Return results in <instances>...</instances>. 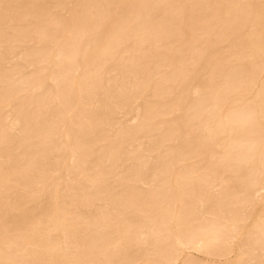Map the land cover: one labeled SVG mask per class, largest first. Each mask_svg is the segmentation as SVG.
<instances>
[{"label":"bare ground","instance_id":"obj_1","mask_svg":"<svg viewBox=\"0 0 264 264\" xmlns=\"http://www.w3.org/2000/svg\"><path fill=\"white\" fill-rule=\"evenodd\" d=\"M0 264H264V0H0Z\"/></svg>","mask_w":264,"mask_h":264},{"label":"rangeland","instance_id":"obj_2","mask_svg":"<svg viewBox=\"0 0 264 264\" xmlns=\"http://www.w3.org/2000/svg\"><path fill=\"white\" fill-rule=\"evenodd\" d=\"M189 250H190V251H189ZM186 253H187L190 257H192V258H194V259H199V260H202V261H204V262H206V261L209 260L208 258H205V257L201 256V254H199L198 252H196V251H194V250H192V249H187ZM233 256H234V254L231 253L230 256H229V258H232ZM197 257H198V258H197ZM203 258H204V259H203Z\"/></svg>","mask_w":264,"mask_h":264}]
</instances>
